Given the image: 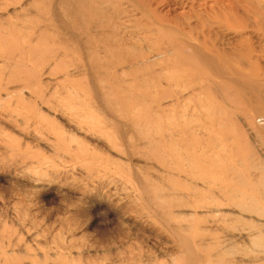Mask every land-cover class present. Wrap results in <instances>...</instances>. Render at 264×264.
Segmentation results:
<instances>
[{
  "label": "rangeland",
  "instance_id": "1",
  "mask_svg": "<svg viewBox=\"0 0 264 264\" xmlns=\"http://www.w3.org/2000/svg\"><path fill=\"white\" fill-rule=\"evenodd\" d=\"M54 1L0 0V264H121L134 250L141 264H170L179 251L171 231L212 242L224 225L255 222L234 206L240 189L231 174L244 144L264 171V149L250 134L263 122L233 110L238 99L222 104L214 73L160 64L146 51L155 37L142 38L130 9L110 24L124 44L150 53L148 69L130 68L124 52H89L84 32L101 22L89 13L71 41L46 37L27 56L13 51L3 28L70 25L57 8L59 24L36 16ZM246 14L247 31L256 32L262 17ZM211 30L208 45L236 38L232 29ZM198 77L217 83L198 93L190 82Z\"/></svg>",
  "mask_w": 264,
  "mask_h": 264
},
{
  "label": "bare ground",
  "instance_id": "2",
  "mask_svg": "<svg viewBox=\"0 0 264 264\" xmlns=\"http://www.w3.org/2000/svg\"><path fill=\"white\" fill-rule=\"evenodd\" d=\"M160 7L164 8V12L159 10ZM240 7L243 8L241 14ZM21 8L23 10V7ZM56 8L62 15L67 14L71 20L70 25L65 24L67 26L61 29H42L38 26L39 23L31 27L12 25L11 28H3L1 32L14 42L13 51L16 50L22 56H27L33 52V40L46 37L71 41L78 36L74 32L76 20H82L85 13H89L93 17H100L101 20L100 24L94 27L99 33L94 31L91 35L87 31L84 32L83 45L90 50L89 52L95 54L99 51L105 54L124 52L126 55H132L131 61L127 62L130 68L148 69L144 61L147 63L150 53H144L141 47L124 44L119 35L115 36L116 27L110 24L113 19L130 17L127 14L130 13L128 11L130 9L138 16L135 24L142 25V38L150 40L151 37H155L154 41L157 43L146 51L151 49L161 55L163 58L160 64L214 73V77L220 80L221 103L228 105L238 99L232 104L233 110L249 111L252 114L251 119L259 118L264 124V16L262 14L264 0H55L52 6L37 11L36 16L46 20L45 17L49 15L51 17L49 20L59 24ZM246 13L262 17L259 19L256 32L247 31ZM109 25L112 28L110 33L104 30ZM212 28L226 32L232 29L236 38L221 47L208 45L204 42V37L212 34ZM136 30L138 31V26ZM19 40L21 43L15 44ZM80 45H82L81 41L78 46ZM124 63L125 60L121 59L116 62V66ZM151 81L154 82L152 79ZM190 82L199 85L198 93L208 92L210 85L217 83L206 77L191 78ZM227 88L233 90L232 94H222ZM222 115L224 112L221 110ZM250 132L254 141L264 149V128L257 129L251 124ZM260 135L263 137L260 138ZM240 149L246 156L237 161L239 165L237 173L231 174L235 179L232 184L240 189L236 192L239 199L234 206L238 208L239 213L247 217L251 216L256 221L248 220L243 228H237L236 225L222 226L221 241L212 239V242H207L205 234L199 231L195 233L191 231L193 234L191 239L182 234L190 233V230L171 231L179 251L170 264L264 262V171L260 165L253 164L251 146L244 144ZM202 184H206L207 190L211 188L206 182ZM236 221L238 222V219ZM210 244L213 246L211 247ZM128 249L131 251L129 246ZM132 254L126 255L123 259L119 258L121 264H141V257L139 256L138 261L137 256L135 259L132 258Z\"/></svg>",
  "mask_w": 264,
  "mask_h": 264
}]
</instances>
